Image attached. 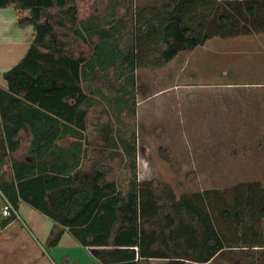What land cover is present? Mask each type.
Wrapping results in <instances>:
<instances>
[{
    "label": "trees",
    "instance_id": "1",
    "mask_svg": "<svg viewBox=\"0 0 264 264\" xmlns=\"http://www.w3.org/2000/svg\"><path fill=\"white\" fill-rule=\"evenodd\" d=\"M124 2L111 0L102 20L96 15L84 20L77 0H0V9L27 12L19 24L34 30L27 53L3 74L6 88L0 87V164L9 160L12 171L9 179L0 177V191L15 208L26 203L54 222L50 248L69 232L81 246L94 249L102 264H211L233 251L264 249L261 243L227 245L218 228L264 218V204L245 221L242 213L245 204L251 207L264 195L260 181L177 195L168 185L138 178L135 137L117 145L130 160L125 192L100 166L83 169L91 102L83 84L111 70L124 79L118 92L134 99L136 70L162 69L214 38L263 34L264 0H159L145 8L130 1L129 22L117 12ZM93 35L99 41L92 55H75L74 42L88 44ZM139 42L157 49L140 55ZM21 132L31 137L25 159L12 157L21 147ZM67 139V145L60 144ZM223 204L226 209H216ZM12 222L13 217L0 226Z\"/></svg>",
    "mask_w": 264,
    "mask_h": 264
},
{
    "label": "rangeland",
    "instance_id": "2",
    "mask_svg": "<svg viewBox=\"0 0 264 264\" xmlns=\"http://www.w3.org/2000/svg\"><path fill=\"white\" fill-rule=\"evenodd\" d=\"M110 1L77 0L80 19L96 15L102 20ZM130 1L133 6L145 8L159 0H125L117 12L127 22L131 20L126 14ZM25 15L27 12L17 11L14 6L0 9L2 88H6L3 74L21 61L34 40L33 28L19 24L18 19ZM242 39H223L217 48H212L213 52L208 51L210 48L206 51L199 48L189 55L188 64L185 54L164 70H136L134 99L118 92L124 79L115 77L111 70L96 74L89 85L83 84L91 98L84 134L87 154L83 169L89 171L93 166H100L107 179L125 192L131 178L130 160L117 145H121V140L133 143L135 137L138 178L168 185L177 195L227 189L250 181H260L264 188V35ZM89 40L88 44L74 42L75 55L79 51L86 57L92 55L99 38L93 35ZM256 41H262L261 49ZM142 47L140 55L157 49L156 45L142 44ZM204 63L205 66L211 63L213 72L217 73L202 69ZM126 99H129L127 103ZM20 139L21 147L12 157L29 158L31 137L21 132ZM70 141L60 144L67 145ZM11 176L7 160L0 164V177ZM247 203H250L248 199ZM252 203L253 206L245 204L242 208L244 221L252 218L250 214L260 213L258 208L264 204V195L256 196ZM229 208L234 214L235 209ZM216 209H226V205H217ZM18 212L21 220L12 222L7 229L0 226V264H100L91 253L95 250L81 246L69 232L57 247L50 248L48 241L54 222L23 202ZM256 218L247 224L218 226L225 243L247 247L264 245V218L260 215ZM233 252L211 264L236 261L264 264V249L250 254ZM165 263L150 260L145 264Z\"/></svg>",
    "mask_w": 264,
    "mask_h": 264
},
{
    "label": "crops",
    "instance_id": "3",
    "mask_svg": "<svg viewBox=\"0 0 264 264\" xmlns=\"http://www.w3.org/2000/svg\"><path fill=\"white\" fill-rule=\"evenodd\" d=\"M254 35H259V36H261V35H264V33L263 34H254ZM250 36H252V35H250ZM245 37L247 38V37H249V36H241L240 38H244L245 39ZM255 37V36H254ZM236 38H239V37H236ZM255 38H258V36H256ZM244 39H242V40H244ZM220 41V42H219ZM222 41H223V39H219V38H214V39H212V40H210V41H208V42H206V44L204 45V46H201V47H199V48H203L204 49V51H206V50H208L209 48H210V50H208V51H211L212 50V52L214 51L212 48H217V45H220L221 43H222ZM242 42V41H241ZM256 44L258 43V45L260 46V48L259 49H261V46L262 45H260L261 43H262V41H256L255 42ZM213 46H215V47H213ZM199 48H196L195 50H193V51H191V52H186V53H180L177 57H175L166 67H164V68H162L163 70L165 69V68H167V67H170L171 65H173V63L177 60V59H179L182 55H185V54H187L186 55V63L188 64L190 61V58H189V55L191 54V53H194L197 49H199ZM205 48H207V49H205ZM207 51V52H208ZM220 51V49H218L216 52H219ZM212 52H210V53H212ZM212 64L211 63H209V64H207L206 66H205V63H204V65H203V68L202 69H205V70H208V71H211L210 73H217L216 71L215 72H213V68H212V66H211ZM225 68V70H228V68L227 67H224ZM223 68V69H224ZM211 75V74H210ZM7 229V228H6ZM88 249V248H87ZM89 250V249H88ZM92 253V255L94 256V254H93V252H91ZM95 257V256H94ZM97 259V258H96ZM97 261H99L98 259H97ZM99 263L100 264H102L100 261H99Z\"/></svg>",
    "mask_w": 264,
    "mask_h": 264
},
{
    "label": "built area",
    "instance_id": "4",
    "mask_svg": "<svg viewBox=\"0 0 264 264\" xmlns=\"http://www.w3.org/2000/svg\"><path fill=\"white\" fill-rule=\"evenodd\" d=\"M21 220L18 209L15 208L0 191V223L8 218Z\"/></svg>",
    "mask_w": 264,
    "mask_h": 264
}]
</instances>
